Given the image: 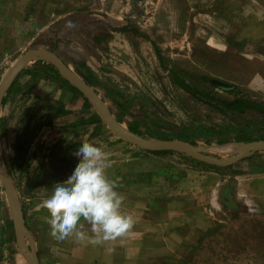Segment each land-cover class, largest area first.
<instances>
[{
  "label": "rangeland",
  "instance_id": "1",
  "mask_svg": "<svg viewBox=\"0 0 264 264\" xmlns=\"http://www.w3.org/2000/svg\"><path fill=\"white\" fill-rule=\"evenodd\" d=\"M77 13L111 27L134 25L148 37L112 33L94 58L85 38L65 33L61 22L65 48L54 51L59 58L84 61L103 85L121 94L147 139L190 140L201 153L223 159L240 150L243 143L232 140L237 136L264 140V114L221 115L169 77L173 70L214 101L245 98L264 105V0H0V82L25 51L45 48L33 42L48 27ZM94 90L103 98V90ZM81 101L53 82L20 76L0 105V157L39 264H264V152L219 170L175 151L150 153L123 142L102 123L68 125L95 114ZM59 105L70 115L57 121L65 115L55 117ZM25 125L31 138L20 159L16 143ZM221 137L229 143L217 145ZM82 142L107 146L114 161L108 174L119 177L123 209L136 220L114 242H61L49 235L41 205L80 157L50 182L32 186ZM8 220L0 184V264H30L23 245L7 239Z\"/></svg>",
  "mask_w": 264,
  "mask_h": 264
},
{
  "label": "trees",
  "instance_id": "2",
  "mask_svg": "<svg viewBox=\"0 0 264 264\" xmlns=\"http://www.w3.org/2000/svg\"><path fill=\"white\" fill-rule=\"evenodd\" d=\"M89 14L81 15V14H73L67 16L62 21L59 20L57 23V27H48L44 34L35 40L33 43L41 44L50 52H54L59 47H64L63 39L59 37L60 27L59 24L64 22L63 28H65V33L69 32H76L77 34L82 35L86 40L85 48L87 53L92 57L96 58L97 55L95 53L96 50L105 51L107 42L111 38L112 33H120L126 35L130 38L139 37L143 40H149L146 35L139 31L134 25L131 24H124L118 27H111L106 24L102 19H90ZM68 21H71L74 24V27H66ZM155 53L159 63H160V55L157 47L153 43H150ZM62 63L68 67L75 75H77L81 81H83L96 95L97 92L94 90V87L97 86L101 90H103V98H100L101 101L105 104L107 111L111 118L118 124H121L126 118L129 121L125 124V129L139 137L146 138L143 136L138 130V121L135 120L134 114L130 111L131 105L130 103L121 99V94L117 91H114L112 88L106 87L103 85L96 76L89 70L87 65L84 61L81 60H73L71 58L63 59L59 58ZM21 74H27L31 79H43L50 82L55 83L57 86L62 87L69 92L81 97L83 101V107L89 108L90 105L86 101V99L80 94L76 89H74L70 84H68L56 71V69L49 63L43 61H35L33 65H28L24 69H22L13 79L11 84L9 85L8 89L3 94L1 99V105L6 100V97L10 93L11 89L15 85L17 78ZM169 77L171 79L172 84L191 95L192 98L197 99L198 101L208 105L209 107L216 110L221 115H227L228 113L236 114V115H243L247 112H256L259 114H264V105L260 103H256L254 101L245 99V98H236L230 101L226 100H215L207 93L196 90L188 86L185 81L173 70L169 71ZM212 83V81H211ZM214 83V82H213ZM221 90L228 91L229 89H224L225 87H219ZM66 111L63 110L62 105L58 106L57 114L55 117H58L59 114H65ZM54 116V115H53ZM92 123H99L101 124L98 117L93 113L87 119H83L80 121H75L70 124V126H83L89 125ZM27 125L24 126L20 136L17 139L16 143V157L23 159L24 153L26 148L28 147L29 140L31 138L30 134H27ZM160 140H169L167 138H161ZM235 143H246L250 141H257V140H248L243 137H235L232 139ZM189 145L196 146L193 141L190 140H181ZM205 144L209 142L204 141ZM217 145H224L229 143V139L221 137L215 140ZM72 146L71 148H73ZM76 147H79L76 145ZM170 151H156L150 153H169ZM180 156H184L183 154L178 153ZM212 169L219 170L220 168L209 166ZM52 179H49L50 182ZM31 189V185L27 186V190ZM25 225V224H24ZM7 239L10 242H14V235L12 232V226L10 220L7 221Z\"/></svg>",
  "mask_w": 264,
  "mask_h": 264
},
{
  "label": "clouds",
  "instance_id": "3",
  "mask_svg": "<svg viewBox=\"0 0 264 264\" xmlns=\"http://www.w3.org/2000/svg\"><path fill=\"white\" fill-rule=\"evenodd\" d=\"M66 27L74 24L68 21ZM106 147L82 142L74 170L43 201L41 208L48 214L46 223L54 240L72 238L76 243L101 245L127 236L134 228V216L123 209L126 197L117 191L119 177L108 174L114 161Z\"/></svg>",
  "mask_w": 264,
  "mask_h": 264
},
{
  "label": "water",
  "instance_id": "4",
  "mask_svg": "<svg viewBox=\"0 0 264 264\" xmlns=\"http://www.w3.org/2000/svg\"><path fill=\"white\" fill-rule=\"evenodd\" d=\"M35 61H43L51 64L57 73L74 89H76L86 99L90 107L98 116L100 122L113 135L121 139L123 142L139 148L143 151H175L186 155L198 162L215 166L226 167L232 165L248 155L255 152H264V140L250 141L240 145V150L230 158H213L207 156L199 150L197 146L189 145L180 140H158L139 137L116 123L109 115L105 104L101 99L75 75L68 67H66L59 57L45 48H35L25 51L20 55L7 71L5 77L0 82V105L3 94L15 76L29 64ZM78 150H71L62 165H56L48 172L44 173L40 179L32 183L33 187H37L47 182L49 179L66 171L79 157L76 155ZM0 184L3 189L7 207L9 210L10 222L15 242L23 245V249L27 255L30 264H39L35 254V245L33 239L23 223V217L19 199L15 188L3 167L0 157Z\"/></svg>",
  "mask_w": 264,
  "mask_h": 264
},
{
  "label": "flooded vegetation",
  "instance_id": "5",
  "mask_svg": "<svg viewBox=\"0 0 264 264\" xmlns=\"http://www.w3.org/2000/svg\"><path fill=\"white\" fill-rule=\"evenodd\" d=\"M79 149V147H76V146H74L73 148H71L70 147V149L67 151V153L66 154H64L63 156H61L55 163H54V166H56V165H62L63 164V162L65 161V159H66V157H67V154H69L71 151L70 150H78ZM48 172V171H47ZM46 173V172H45ZM42 176V175H41ZM41 176H39V178L38 179H40V177ZM56 177V176H55ZM51 179H53V178H51ZM49 181V180H48ZM45 183H47V182H45Z\"/></svg>",
  "mask_w": 264,
  "mask_h": 264
},
{
  "label": "crops",
  "instance_id": "6",
  "mask_svg": "<svg viewBox=\"0 0 264 264\" xmlns=\"http://www.w3.org/2000/svg\"><path fill=\"white\" fill-rule=\"evenodd\" d=\"M70 45H71V44H70ZM29 65H33V63H31V64H29ZM24 68H25V67H24ZM24 68H23V69H24ZM21 70H22V69H21ZM20 76H21L22 78H25V77H26V78H29V76H28L27 74H21ZM20 76H19V77H20ZM19 77H18V78H19ZM77 97L79 98V100H82L81 97H79V96H77ZM81 104H82V101H81ZM68 115H70V114L67 113V114H65V115H61V116H59V118H56L55 120H57V121H58L59 119L62 120V119L64 118V116H68ZM87 118H88V117H87ZM87 118H85V119H87ZM81 120H83V119H81ZM78 121H80V120H78ZM73 122H75V120H74V121H72V120H71V121H68L67 124L70 125V124L73 123ZM75 127H77V126H75Z\"/></svg>",
  "mask_w": 264,
  "mask_h": 264
}]
</instances>
